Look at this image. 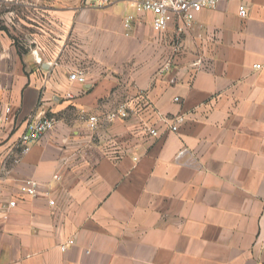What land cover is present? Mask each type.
I'll list each match as a JSON object with an SVG mask.
<instances>
[{
  "label": "crops",
  "instance_id": "crops-1",
  "mask_svg": "<svg viewBox=\"0 0 264 264\" xmlns=\"http://www.w3.org/2000/svg\"><path fill=\"white\" fill-rule=\"evenodd\" d=\"M0 4V264H264V0H220L182 35L133 0ZM42 117L54 128L23 144Z\"/></svg>",
  "mask_w": 264,
  "mask_h": 264
},
{
  "label": "built area",
  "instance_id": "built-area-1",
  "mask_svg": "<svg viewBox=\"0 0 264 264\" xmlns=\"http://www.w3.org/2000/svg\"><path fill=\"white\" fill-rule=\"evenodd\" d=\"M220 0H133V9L135 13H148L151 15V28L155 33H163L167 31L169 26L173 25L175 33L178 35L186 34L192 27L196 16L205 9H213L217 6ZM230 1V0H226ZM246 9L244 6L238 7V15L241 18L246 16ZM134 15L128 14L123 19L124 35L130 36V32L134 22ZM257 69L260 65H256ZM71 81H76L80 84L85 83V78L82 73L74 72L69 75ZM178 101V99H175ZM11 109L5 107L0 117V123H7L10 120ZM129 116L128 105L122 103L118 105L113 111L107 115L108 121H114L116 119H126ZM176 122L169 126L170 132L178 131L177 122L184 120L183 115H179L175 118ZM172 121V120H171ZM99 119L96 116H88L87 128L90 132H94L98 129ZM54 128V121L52 119L42 117L40 120L29 124L27 132L21 137L23 144H30L38 141L46 133L50 132ZM149 134L152 137L157 136V132L154 129L149 130ZM56 179L58 177L55 176ZM37 183L32 181H25L19 185V192L21 194H27L31 196L36 195ZM1 202V192H0ZM8 207H14L15 201H10ZM49 205L53 206L54 201H49ZM73 241L68 240L65 245L60 247L61 251H64L68 245H72Z\"/></svg>",
  "mask_w": 264,
  "mask_h": 264
},
{
  "label": "rangeland",
  "instance_id": "rangeland-1",
  "mask_svg": "<svg viewBox=\"0 0 264 264\" xmlns=\"http://www.w3.org/2000/svg\"><path fill=\"white\" fill-rule=\"evenodd\" d=\"M22 1H24L26 3L31 2V0H22ZM3 11H4L3 5L0 4V30H3L5 28L4 25H6V24L8 26H11V22L8 21V19H11L12 15H9L8 18L6 19L5 18L6 15H3ZM3 16H4V19H3ZM21 18L24 21V23H22V30L19 33L20 35L15 34V38H18V39L20 38L19 39L20 45L15 43V48H16V50H18L23 55L24 54L25 55L31 54L32 55V59H33V55H34L33 50H35V45L32 44L30 42V39H29L30 34L28 32L29 31L28 30L29 29L28 24L30 22V18H29V14H28V12L26 10L22 9ZM9 31H11V30H9ZM16 35H18V36L16 37ZM0 48L3 51L5 49H7V47H2V46H0ZM4 64L7 65L8 68L12 67V63L11 62H7V63H4ZM44 65H45V62H41L40 59L36 60V58H35V62L34 61L33 62H29L28 60H26V61L22 60L19 66H20V70L22 71V73L27 74V72L33 71L36 67L39 68V69H40V67L43 68ZM1 106L2 105H0V109H1Z\"/></svg>",
  "mask_w": 264,
  "mask_h": 264
}]
</instances>
